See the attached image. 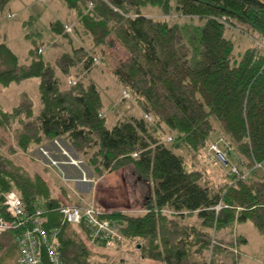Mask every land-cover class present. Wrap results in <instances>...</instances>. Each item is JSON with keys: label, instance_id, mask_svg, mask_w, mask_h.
I'll list each match as a JSON object with an SVG mask.
<instances>
[{"label": "trees", "instance_id": "16d2710c", "mask_svg": "<svg viewBox=\"0 0 264 264\" xmlns=\"http://www.w3.org/2000/svg\"><path fill=\"white\" fill-rule=\"evenodd\" d=\"M11 1L0 0V13ZM59 1L75 15L93 48L122 49L124 58L109 72L120 96L126 92L141 116L106 126L95 84L81 80L94 61L97 66L104 61L73 47L66 24L54 21L50 32L66 39L70 50L52 65L43 60L37 38L31 39L26 64L0 41V88L37 80L36 115L26 93L9 111L0 108V127L15 125L16 147L27 150L59 140L85 159L97 179L130 167L142 191L143 209L137 211L142 214L103 211L100 217L118 227L123 241H116L113 250L134 242L146 264H227L217 257L232 255L231 244L214 234L231 232L238 223L249 222L264 241V6L255 0ZM144 7L158 9L164 18L197 19L198 35H182L179 26L144 16ZM233 22L257 34L263 47L255 45L232 59V42L224 33ZM74 68L80 74L70 75ZM56 71L67 78V89L60 88ZM213 121L225 137L224 147L248 162L244 178L228 174L229 181L215 186L197 163L181 155L207 152ZM10 191L28 211L38 197L43 200L44 228L56 229L64 264H106L89 262L87 248L106 249L89 242L82 225L66 223L57 212L63 205L85 203H60L40 175L30 176L0 155V192ZM192 216L198 227L181 224Z\"/></svg>", "mask_w": 264, "mask_h": 264}, {"label": "rangeland", "instance_id": "374dc122", "mask_svg": "<svg viewBox=\"0 0 264 264\" xmlns=\"http://www.w3.org/2000/svg\"><path fill=\"white\" fill-rule=\"evenodd\" d=\"M141 13L148 18L165 19L168 24L179 26L182 35H198V28L201 22L195 18H178L175 14L164 18L158 9L151 7L142 8ZM55 20H61L63 24L75 30L76 35L73 30L69 34L73 41V47L80 46L94 57L104 61V66L95 65L89 72L82 75L81 80L83 82H86L85 80L92 81L99 90L103 110L112 109L114 111L113 120L111 118L109 121L108 116L106 126L109 128L111 123L114 124L117 120H127L132 115H135V106L130 99H121L120 95L117 99L115 98L118 88L109 72L115 63L124 58L122 49L117 45L110 49L93 48L89 38L82 34L75 15L67 11L58 0H12L0 13V41L7 44L18 57L20 63H28L26 58L27 51L31 48V39L36 40L37 38L36 44H41L43 47L41 55L43 60L52 65L54 59L63 53H68L70 50L66 39L50 32L49 25ZM36 32L40 33V36H37ZM26 34L29 35V38H25ZM224 37L232 42V59H237L246 49L253 48L255 45H262L263 47V43L257 34L236 22H233L232 27L225 30ZM52 42H55L56 46H52ZM79 71V68H74L71 70L70 75L80 74ZM56 76L62 79L63 88L67 89V78L63 77L59 72H56ZM36 85V79H29L18 85L11 84L7 88H0V108L8 111L16 105L18 95L24 92L33 100V110L37 113ZM211 125L213 128L210 137L211 142L213 144L217 141L219 142V140L224 142L222 138L224 135L221 133L218 124L213 121ZM14 127L15 125L0 127V155L12 164L27 171L30 176L40 175L48 185L51 197L62 204L93 201L102 211L108 213L120 211L131 216L142 214L137 213V211L143 209L142 191L139 184L135 182L130 167L115 173L104 174L97 179L91 168L87 167L85 159L71 152L59 140L55 143H44L43 146H31L27 150L18 149L14 141ZM221 147L218 146L219 151L225 155L226 167L215 159V154L211 153V151L208 153L202 151L199 157H195L189 152L181 153V155L188 163H197L198 168L203 169L213 186L229 181L228 174L232 175V173H229L230 168H235L246 176L248 173L247 160L234 149L227 151L225 148L226 151L224 152ZM63 151L66 152L67 156L62 155ZM70 159L75 161V166L66 164ZM214 159L216 162H214ZM54 161L59 162V164L51 165V162ZM258 168L256 167L255 169ZM194 221V218H183L181 224L191 225ZM234 230L241 233L246 243L238 244L236 237H233L234 235H232V238H228L230 235L228 231L229 234L225 231V235L218 236L223 244L227 246L231 244L228 248L230 247L233 252L232 255L229 254V257L237 256L240 251H243L246 252L244 253L246 254L244 259L247 264L258 263L255 257H258L263 251V242L259 234L249 222L238 223V225L234 226ZM215 238H217L216 235ZM133 243L129 245L124 243L117 250L89 247L87 248L90 252L89 262L142 264L139 258V245L135 246V243ZM226 251H229V249H226ZM15 255V244H5V248L1 250L0 264H15ZM204 255L208 260L210 253L207 252ZM221 260L224 261L225 259L222 258Z\"/></svg>", "mask_w": 264, "mask_h": 264}, {"label": "built area", "instance_id": "2783aa9c", "mask_svg": "<svg viewBox=\"0 0 264 264\" xmlns=\"http://www.w3.org/2000/svg\"><path fill=\"white\" fill-rule=\"evenodd\" d=\"M65 31L70 33L71 27L66 25ZM94 65H98V62L94 61ZM73 83L74 81L71 82ZM120 98L129 99V96L126 92H122ZM146 119L149 121V118ZM164 141L169 142L170 139L165 138ZM218 146H224V142L219 140L214 144L211 143L207 152L214 153L215 159L226 167L225 155L219 151ZM223 148L224 152L229 150L226 146ZM62 155L67 156L65 151ZM58 164L59 162H51V165ZM66 164L76 165L73 159L68 160ZM229 170V173L238 179L245 176L235 168ZM42 202L43 200L38 197L31 211H28L15 192H0V256L5 244L13 243L16 246L15 264H64L58 251L56 229L44 228L43 210L40 208ZM213 209L217 212L220 206L217 205ZM57 212L66 223L74 226L82 225L87 232L89 242L95 245L110 250L114 248L116 241H123L118 233V227L100 217L103 211L93 201L81 207L63 205L57 208ZM213 241L212 235L211 245ZM210 259L211 254L208 261Z\"/></svg>", "mask_w": 264, "mask_h": 264}, {"label": "crops", "instance_id": "0c3cea01", "mask_svg": "<svg viewBox=\"0 0 264 264\" xmlns=\"http://www.w3.org/2000/svg\"><path fill=\"white\" fill-rule=\"evenodd\" d=\"M41 1H43V0H41ZM59 1V0H58ZM60 2V1H59ZM9 4V3H8ZM62 4V3H61ZM65 8V7H64ZM66 9V8H65ZM67 10V9H66ZM68 11V10H67ZM145 16V15H144ZM55 21H59V22H61L62 24H63V22L61 21V20H55ZM4 43V42H3ZM5 44V43H4ZM6 46H7V44H5ZM8 47V46H7ZM9 48V47H8ZM9 50L14 54V52L9 48ZM15 55V54H14ZM16 56V55H15ZM17 57V56H16ZM18 58V57H17ZM18 62H19V64H26L27 62H23V63H20V61L18 60ZM56 72H58V71H56ZM56 72H55V77L58 79V81H59V84H60V88L61 89H65V88H63V82H62V79H59L57 76H56ZM24 82V81H23ZM115 82V81H114ZM22 83V82H21ZM116 84V83H115ZM11 85V84H10ZM9 85V86H10ZM8 86V87H9ZM96 86V85H95ZM116 86H117V84H116ZM97 88V87H96ZM117 92H116V99L119 97V95H120V89H119V87L117 86ZM97 90H98V88H97ZM36 92H37V85H36ZM98 92H99V90H98ZM22 93H24V92H22ZM99 96H100V93H99ZM36 98H37V93H36ZM100 99H101V96H100ZM120 99V98H119ZM32 100V99H31ZM17 102H18V100H17ZM37 102H38V99H37ZM101 102H102V100H101ZM32 103H33V107H34V102H33V100H32ZM17 104V103H16ZM103 105V104H102ZM16 106V105H15ZM15 106H13V107H15ZM12 107V108H13ZM11 109V108H10ZM9 109V110H10ZM38 109H39V103H38ZM2 110V109H1ZM8 110V111H9ZM3 111H6V110H3ZM32 111H33V114L34 115H36L37 113H35L34 112V110H33V108H32ZM37 112H38V110H37ZM113 113H114V111H112V109L111 110H103V116L106 118V121H107V119H108V116H109V121L111 120V118L112 117H114V115H113ZM134 114L135 115H132L131 117H134V118H139L140 116H141V113L135 108V112H134ZM112 120H113V118H112ZM117 120V119H116ZM116 122V121H115ZM111 123V122H110ZM113 125V123H111L110 124V126H112ZM57 140H54L52 143H55ZM188 219H191V218H194L195 219V221H194V223L193 224H187L186 226H194V227H198V220L194 217V216H192V217H187ZM187 218H185V219H187ZM235 225H238V224H234V226ZM234 226H233V228H232V230H231V232H230V235H229V237L228 238H232V235H234L233 237H238L239 239H243L244 240V243H246V240H245V238H243V236L241 235V233L240 232H238V231H236V230H234ZM227 232V231H226ZM235 232H238V233H235ZM228 233V232H227ZM229 234V233H228ZM215 235L218 237V236H223V235H225V231H220V232H215ZM261 240H262V242H263V251L261 252V254L258 256V257H255L256 258V262H258V263H256V264H264V241H263V239L261 238ZM236 250V249H235ZM244 253H246V252H243V251H240V253L237 255V256H234V257H224L222 254L221 255H219L217 258H219V259H222V258H224L225 260H224V262L226 261V263L227 264H247V261H245V259H244V255H246V254H244ZM141 262H142V264H146V262H144V261H142V260H140Z\"/></svg>", "mask_w": 264, "mask_h": 264}, {"label": "water", "instance_id": "95a60500", "mask_svg": "<svg viewBox=\"0 0 264 264\" xmlns=\"http://www.w3.org/2000/svg\"><path fill=\"white\" fill-rule=\"evenodd\" d=\"M257 1L259 4H261L262 6H264V0H255Z\"/></svg>", "mask_w": 264, "mask_h": 264}]
</instances>
